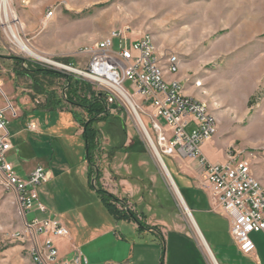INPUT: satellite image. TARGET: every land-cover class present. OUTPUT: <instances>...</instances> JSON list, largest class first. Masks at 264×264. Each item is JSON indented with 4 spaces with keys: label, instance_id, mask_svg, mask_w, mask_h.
Masks as SVG:
<instances>
[{
    "label": "rangeland",
    "instance_id": "obj_1",
    "mask_svg": "<svg viewBox=\"0 0 264 264\" xmlns=\"http://www.w3.org/2000/svg\"><path fill=\"white\" fill-rule=\"evenodd\" d=\"M7 9L16 35L41 60L76 70L87 66L86 50L112 31L128 32L132 37L150 35L158 57L162 60L168 55L178 58L179 72L175 77L182 79L186 96L207 106L217 121V132L204 142L203 153L217 164L224 163L228 155L238 154L264 185V0H8ZM48 12L52 13L49 18ZM0 44L34 71L25 86L31 95L48 97L52 93L54 99L58 98L55 112L46 116L36 114L32 118L37 122L38 131H44L41 141L35 132L25 130L28 121L5 114L9 133L22 131L13 138L15 149L7 157L15 174L24 177V163L29 162L52 173V180L37 188L38 201L46 208L48 216L58 217L59 211L71 209L94 224L111 220L96 190L114 187L112 176L103 181L88 176L84 170L86 166L88 170L84 139L75 134L85 115L65 105L63 79L52 81L36 71L46 69L74 75L21 52L6 31L1 8ZM113 49H118L117 39L113 41ZM35 96L41 102V98ZM0 103H6L1 95ZM140 105L146 112L153 111L148 102L141 101ZM64 112L65 118L59 121V113ZM138 114L154 142L148 121ZM193 128L190 122L186 132L190 133ZM95 131L98 169L100 161L104 166L109 163L106 159L113 149L118 157L126 153L133 159L146 158L145 168L148 166L153 171L154 166L165 184V187L160 183L152 186L158 207L175 210L173 198L187 216L129 107L109 111L99 120ZM24 138L30 140L25 149L20 142ZM125 140L129 145L139 142L143 152L137 145L124 152ZM160 156L171 170L166 157ZM178 170L182 168L178 166ZM3 181L0 175V264H32L24 215L15 194ZM35 217L40 219L30 212L26 219Z\"/></svg>",
    "mask_w": 264,
    "mask_h": 264
},
{
    "label": "built area",
    "instance_id": "obj_2",
    "mask_svg": "<svg viewBox=\"0 0 264 264\" xmlns=\"http://www.w3.org/2000/svg\"><path fill=\"white\" fill-rule=\"evenodd\" d=\"M51 15L48 12L47 18ZM114 39L118 40L117 50L113 49ZM86 51L89 60L82 70L50 61L46 63L72 73L105 93L109 111H114L111 106L117 105L129 107L135 116H139L138 113L143 115L154 135L153 142L146 129L147 144L159 156L196 161L203 170L200 187L209 192L212 209L228 220L229 233L238 250L243 255H251L255 251L251 234L264 235V185L254 177L248 162L238 154L228 155L222 164L210 163L203 156L201 146L216 134L217 124H212L207 106L196 104L193 97L181 96V81L171 80V73L179 68L177 60H172V55L165 60L158 57L155 45L147 44V34L132 37L120 30L112 31L110 38ZM159 62H166V69H159ZM160 71H167L168 85H160ZM141 101L148 102L153 111L146 112L140 105ZM6 113L11 118L17 117L16 109L8 102L5 107H0V170L6 188L15 194L18 208L27 222L25 233L30 238L31 263L88 264L87 258L77 249H73L69 259H58L54 240L69 236L58 217L49 214L42 220L26 219L32 211L48 213L38 201L37 194L38 186L47 182L48 173L38 166L24 178L15 174L7 159L12 144ZM190 122L194 128L187 133ZM28 130L34 132L35 125H28Z\"/></svg>",
    "mask_w": 264,
    "mask_h": 264
},
{
    "label": "crops",
    "instance_id": "obj_3",
    "mask_svg": "<svg viewBox=\"0 0 264 264\" xmlns=\"http://www.w3.org/2000/svg\"><path fill=\"white\" fill-rule=\"evenodd\" d=\"M33 72L26 68L25 63L8 48L0 44V95L4 97L6 103L16 109V119L28 121L25 129L28 133L34 134L33 131L28 130V125H35L34 132L41 141L44 131H38L37 122L32 118L36 114L46 116L55 112L57 109L54 106L58 98L54 99L52 93L48 97L45 95L46 98L37 93L36 96L31 95L30 90L25 89L26 81ZM47 78L52 81H56L55 78L60 79L54 75H48ZM179 80L182 82L181 78ZM85 83L87 87L97 91L90 83ZM183 93L188 95L187 91ZM34 96L41 98V102ZM6 103H0V107H5ZM40 103L41 107L34 106ZM67 107L71 110L69 106ZM64 109L65 107L62 110ZM65 112L59 113V121L64 117ZM48 118L45 117L46 120ZM65 121L66 119L63 120L64 123ZM78 128L75 134L82 135L80 125ZM21 132L19 130L15 134H10L11 151L15 149L13 138ZM32 140L38 141V139ZM20 142L23 149L26 148V144H30L28 143L30 140L25 138ZM135 145L143 152L139 142L129 145V141L125 140L122 147L126 152ZM204 147L205 143L201 146L202 154ZM117 154L118 152L113 149L106 159L109 162L106 166L111 168L105 169L106 166L101 165L100 161L99 181L112 176L114 187L103 190L117 200L118 211L131 212L137 221L117 220L110 215L111 220L94 224L71 209L59 211L58 218L69 233L68 238L54 240L60 261L69 259L73 249H77L87 258L88 264H264V235L251 234L250 238L255 245V251L251 255H243L238 250L230 236L228 220L212 209L209 192L200 187L203 170L196 161H180L166 157L172 168L170 170L166 165L165 168L168 173L171 172V175L169 173L171 179L173 182L176 181L180 188V190L176 188L174 182L177 192L174 188L173 191L183 206L186 216L173 198L171 199L175 210L166 211L158 207L156 190L152 186L160 183L165 187V184L154 166H152L153 171L148 166L145 168L148 163L146 158L133 159L126 153L124 157H118ZM203 156L210 163L217 164L209 156L205 154ZM29 163H24V177L38 167L35 163ZM178 166L182 170H178ZM84 170L87 173V166ZM47 173V182H50L53 175L50 171ZM32 212L40 217L39 220L49 217L48 214L38 211Z\"/></svg>",
    "mask_w": 264,
    "mask_h": 264
},
{
    "label": "trees",
    "instance_id": "obj_4",
    "mask_svg": "<svg viewBox=\"0 0 264 264\" xmlns=\"http://www.w3.org/2000/svg\"><path fill=\"white\" fill-rule=\"evenodd\" d=\"M38 75L48 76L54 75L63 79L65 81V92H64V102L70 109H78L84 115L85 119L80 124L82 129V137L84 139L85 148H84V157L85 161L88 164V176H93L97 180L100 179L101 174L96 167V155L98 145L96 142V131L95 128L104 116L108 115L109 109L106 104V94L103 92H97L87 87V83L82 80L76 79L73 76L65 75L56 71L39 69L36 71ZM57 108V107H55ZM118 110V107L116 111ZM164 164L167 166L164 158ZM177 188L180 190L176 181H174ZM97 195L99 196L101 202L107 208V211L114 219H128L137 221L133 214L129 211L124 213L123 211H118L116 208L117 200L114 196L107 193L102 188L96 190Z\"/></svg>",
    "mask_w": 264,
    "mask_h": 264
},
{
    "label": "bare ground",
    "instance_id": "obj_5",
    "mask_svg": "<svg viewBox=\"0 0 264 264\" xmlns=\"http://www.w3.org/2000/svg\"><path fill=\"white\" fill-rule=\"evenodd\" d=\"M0 8H1V12L3 14V22L6 24V31L9 32V35L12 39V42H14L15 46L23 53L29 55V56H32L33 58H36V59H40V56H38L36 53H34L29 47H27L22 41L21 39L16 35L15 31L12 29L11 25H10V15L8 14V0H0ZM108 38H110V35L104 39H102L101 41L95 43L93 46L95 45H99L102 41H105L107 40ZM147 44H153L152 42V38L150 35H147ZM89 49H92V46L89 48ZM172 60H177V65H179V60L176 56L172 55ZM41 61H44V62H48L46 59H42ZM159 69H166V62H159ZM179 72V68L178 70H176L175 72H172L171 73V80H179L175 77V75H177V73ZM160 85H168V76H167V71H160ZM197 86H199V83H196ZM180 94L181 96H186L184 93H183V89L182 87H180ZM194 102L196 104H199L200 106H205L203 103H201L199 100L195 99L194 98ZM207 114H209L210 118H211V121H212V124H217V121L215 120V118L213 117V115L209 112V110L207 109ZM135 115V114H134ZM137 115V114H136ZM136 117V120L139 124V126L141 127L142 131H143V134L145 135L144 132H146V128L144 127V125L142 124L139 116H135ZM151 150L153 152H155L156 150H154L153 148H151ZM159 155V154H158ZM162 160V158H161ZM163 162V160H162ZM164 164V162H163ZM165 165V164H164ZM168 173V172H167ZM0 175L2 176V173H1V170H0ZM169 175V174H168ZM170 177V176H169ZM3 180H4V176H2ZM4 182V186L6 187V184H5V181ZM174 185V183H173ZM175 190V186L173 187ZM177 192V190H176ZM180 199V197H179ZM181 200V199H180ZM25 231H27V222H25Z\"/></svg>",
    "mask_w": 264,
    "mask_h": 264
},
{
    "label": "water",
    "instance_id": "obj_6",
    "mask_svg": "<svg viewBox=\"0 0 264 264\" xmlns=\"http://www.w3.org/2000/svg\"><path fill=\"white\" fill-rule=\"evenodd\" d=\"M117 105H113V106H111V109L112 110H115V109H117ZM154 155H155V157H156V159H157V161H158V163L160 164V166L163 168V170L165 171V174H166V176L168 177V179H169V181H170V184H171V186H172V188L175 186V184L173 185V180L171 179V177H169L170 175H168L169 173H167L168 171H167V169L165 168V165L163 164V162H162V160H161V157L156 153V152H154ZM177 188V187H176Z\"/></svg>",
    "mask_w": 264,
    "mask_h": 264
}]
</instances>
